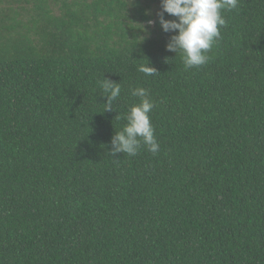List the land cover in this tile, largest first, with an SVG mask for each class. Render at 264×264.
<instances>
[{
  "label": "trees",
  "instance_id": "1",
  "mask_svg": "<svg viewBox=\"0 0 264 264\" xmlns=\"http://www.w3.org/2000/svg\"><path fill=\"white\" fill-rule=\"evenodd\" d=\"M161 11L0 0V264H264V0L187 71ZM137 87L159 151L112 155Z\"/></svg>",
  "mask_w": 264,
  "mask_h": 264
},
{
  "label": "clouds",
  "instance_id": "2",
  "mask_svg": "<svg viewBox=\"0 0 264 264\" xmlns=\"http://www.w3.org/2000/svg\"><path fill=\"white\" fill-rule=\"evenodd\" d=\"M239 0H161L162 11L158 13L159 23L166 33L176 32L167 44V50L182 53L185 71L205 65L214 43L221 38L220 29L226 25L222 10H233L238 7ZM167 13L176 19L164 18ZM154 21H149V24ZM146 76H153L157 70L149 64L140 65L137 69ZM107 102L104 103V112L114 110L113 102L121 94L120 83L103 78L99 81ZM139 103L132 105L125 119L126 125L112 138V155L117 153L135 156L142 147L152 153L159 151L160 145L151 123L150 113L155 107L148 90L137 87L131 90ZM119 116H117L118 118Z\"/></svg>",
  "mask_w": 264,
  "mask_h": 264
}]
</instances>
